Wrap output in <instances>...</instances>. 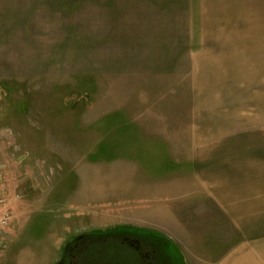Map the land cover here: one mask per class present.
Listing matches in <instances>:
<instances>
[{"label": "rangeland", "instance_id": "374dc122", "mask_svg": "<svg viewBox=\"0 0 264 264\" xmlns=\"http://www.w3.org/2000/svg\"><path fill=\"white\" fill-rule=\"evenodd\" d=\"M220 121L264 136V0H0V264H55L68 237L109 231L198 264L166 216L180 237L233 233L189 190ZM258 188L238 211L264 233Z\"/></svg>", "mask_w": 264, "mask_h": 264}, {"label": "crops", "instance_id": "0c3cea01", "mask_svg": "<svg viewBox=\"0 0 264 264\" xmlns=\"http://www.w3.org/2000/svg\"><path fill=\"white\" fill-rule=\"evenodd\" d=\"M230 79L227 82L231 85ZM233 86L237 87L235 80ZM230 125L229 121H223L222 124L220 121L218 127L229 131L196 141L190 161L196 186L189 190L206 193L218 209L219 219L226 228L231 227L233 233L228 229L221 239L216 241L214 237V243H211V236L205 234L207 231L198 232L197 236L182 234L185 239L177 231L181 221L175 211H171V217L167 214L166 228L173 241L187 240L190 243L197 240L199 251L191 256L196 258L198 264H264V233L250 230L248 226L253 224V216L246 212L239 215L238 211L254 208L248 205L253 201L252 193L263 191L258 187L264 185V136L250 131L244 135L247 129H259L258 122L235 127ZM173 190L177 193L184 191ZM218 224L221 225V222Z\"/></svg>", "mask_w": 264, "mask_h": 264}, {"label": "flooded vegetation", "instance_id": "af4514ba", "mask_svg": "<svg viewBox=\"0 0 264 264\" xmlns=\"http://www.w3.org/2000/svg\"><path fill=\"white\" fill-rule=\"evenodd\" d=\"M68 238L55 264H167L159 258V237L149 232H82Z\"/></svg>", "mask_w": 264, "mask_h": 264}, {"label": "built area", "instance_id": "2783aa9c", "mask_svg": "<svg viewBox=\"0 0 264 264\" xmlns=\"http://www.w3.org/2000/svg\"><path fill=\"white\" fill-rule=\"evenodd\" d=\"M0 203H3L2 199H0ZM10 217H11V215H10L9 211L6 210L3 206L2 210L0 212V248L4 244L5 233L7 231V226L9 224Z\"/></svg>", "mask_w": 264, "mask_h": 264}]
</instances>
